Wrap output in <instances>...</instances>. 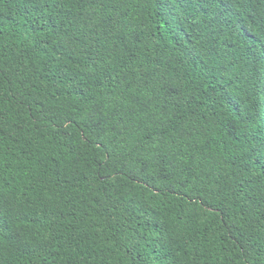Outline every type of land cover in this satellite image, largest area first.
<instances>
[{
	"label": "trees",
	"instance_id": "1",
	"mask_svg": "<svg viewBox=\"0 0 264 264\" xmlns=\"http://www.w3.org/2000/svg\"><path fill=\"white\" fill-rule=\"evenodd\" d=\"M0 264H264V0H0Z\"/></svg>",
	"mask_w": 264,
	"mask_h": 264
}]
</instances>
